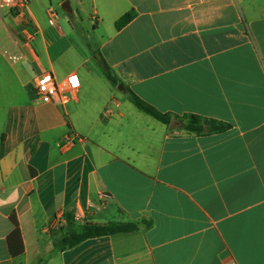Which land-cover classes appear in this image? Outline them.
Wrapping results in <instances>:
<instances>
[{
  "label": "crops",
  "instance_id": "obj_1",
  "mask_svg": "<svg viewBox=\"0 0 264 264\" xmlns=\"http://www.w3.org/2000/svg\"><path fill=\"white\" fill-rule=\"evenodd\" d=\"M38 1L0 22V42L24 55L0 51V264H264V0H74L56 26ZM44 71L63 88L79 76L66 105L35 100ZM129 91L232 127L188 133ZM78 211L139 230L60 251Z\"/></svg>",
  "mask_w": 264,
  "mask_h": 264
},
{
  "label": "trees",
  "instance_id": "obj_2",
  "mask_svg": "<svg viewBox=\"0 0 264 264\" xmlns=\"http://www.w3.org/2000/svg\"><path fill=\"white\" fill-rule=\"evenodd\" d=\"M133 18V13L125 15L117 22V28L124 27L129 22H131ZM107 75L109 80L114 85L118 84V79L114 77L110 72H108ZM129 99L131 103L140 111L150 115L159 122L170 125L173 121H177L179 124V128L187 131L188 133L196 134L198 136L225 133L232 127L231 124L227 122L203 117L196 114H186L183 116H178L172 113L162 112L140 98L132 91H129ZM11 220L14 225V231L9 236L10 250L13 256H20L24 252L23 244H21V248L19 250H15L12 246V241L15 238L22 241L21 231L18 221L14 215L11 217ZM138 230L139 226L134 222H110L107 224H94L92 222L84 221L83 223H80L78 225L74 222V220L72 221V219H70L68 223L67 234L62 236L57 245V248L58 250L63 251L68 248H73L89 239L117 234L134 233Z\"/></svg>",
  "mask_w": 264,
  "mask_h": 264
},
{
  "label": "built area",
  "instance_id": "obj_3",
  "mask_svg": "<svg viewBox=\"0 0 264 264\" xmlns=\"http://www.w3.org/2000/svg\"><path fill=\"white\" fill-rule=\"evenodd\" d=\"M32 1L33 0H0V22L2 21L3 12L5 11H8L13 17L24 18L25 12L28 10ZM49 16L50 25H55V19L57 18L56 11L51 8L49 10ZM26 35L27 40L30 41L32 39V35L27 32ZM11 48H14V50H11ZM0 51L11 63H17L24 57L23 53L19 52L21 50L18 48L17 44L8 45L0 42ZM80 87L81 82L76 73L68 76L66 87L63 88L59 85L52 72L44 71L36 77L33 93L35 100L38 102L66 105L68 103V98L64 95V93L75 92ZM67 142L70 143L71 141ZM73 220L76 223H82L85 220V214L78 211L74 215ZM230 264L237 263L231 262Z\"/></svg>",
  "mask_w": 264,
  "mask_h": 264
},
{
  "label": "rangeland",
  "instance_id": "obj_4",
  "mask_svg": "<svg viewBox=\"0 0 264 264\" xmlns=\"http://www.w3.org/2000/svg\"><path fill=\"white\" fill-rule=\"evenodd\" d=\"M46 0H39L38 1V4H36V6H35V4H34V7L36 8V10H35V13H36V16L42 21V22H44L45 24H48V22H49V15L47 14V10H45L46 9V2H45ZM48 1V0H47ZM65 1H71L72 2V6H73V4H75V1L74 0H59V1H57V2H55L54 0H52V4L51 3H48L49 5L48 6H50V5H52L53 6V8H54V10L56 11V14H58V17L59 18H56L55 19V21H56V24H57V22L60 20V19H65L66 18V16H67V14L65 13V11L63 10V8H62V3L63 2H65ZM61 2V3H60ZM56 24L55 25H53V26H56ZM52 26V25H51ZM40 38H41V36H40ZM39 41V40H38ZM38 41H35V42H33V48H35L36 49V51H42L41 49H40V43L38 42ZM11 50H14V48H11Z\"/></svg>",
  "mask_w": 264,
  "mask_h": 264
},
{
  "label": "water",
  "instance_id": "obj_5",
  "mask_svg": "<svg viewBox=\"0 0 264 264\" xmlns=\"http://www.w3.org/2000/svg\"><path fill=\"white\" fill-rule=\"evenodd\" d=\"M63 10L67 13V14H72L73 10L70 4V1H66L63 5H62Z\"/></svg>",
  "mask_w": 264,
  "mask_h": 264
}]
</instances>
